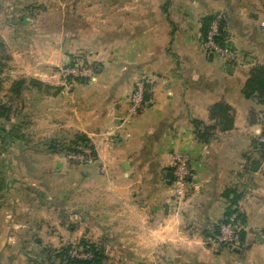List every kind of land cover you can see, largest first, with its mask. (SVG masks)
Returning <instances> with one entry per match:
<instances>
[{
	"label": "crops",
	"instance_id": "1",
	"mask_svg": "<svg viewBox=\"0 0 264 264\" xmlns=\"http://www.w3.org/2000/svg\"><path fill=\"white\" fill-rule=\"evenodd\" d=\"M6 1L13 3L0 0V6ZM14 1L19 7L34 2ZM38 2L61 25L58 38H66L65 49L76 51L87 47L80 40L103 36L118 59L91 80L69 87L63 82L53 100L61 103V114H42L53 127L88 136L97 160L67 167L72 179L67 184L43 182L30 171L28 159L17 161L20 170L8 195L9 201H18L16 213H21L19 202L30 198L32 183L46 191L47 202L67 195L72 215L83 211L85 229L108 225L127 232L125 241L135 246L166 241L194 246L200 232L204 236L224 218L230 202L223 192L232 187L242 194L238 207L246 216L244 245L250 252L264 250V240H258L260 234L264 237V158H258L264 149L255 143L264 137L263 124L249 121L251 110L263 111L264 105L243 93L251 68L264 64V33L251 0H103L101 7L92 8V1ZM84 4L87 9L81 11ZM103 6L107 15L94 20L102 27L97 33L75 40L73 32L65 31V23L79 16L83 20ZM214 14L223 17L227 40L236 51L232 64L203 48L202 20ZM141 74L153 83L152 105L128 118L129 97ZM220 101L235 109V128H217L211 141L203 142L193 119L213 124L210 107ZM176 152L189 156L192 169L190 189L181 200L165 176Z\"/></svg>",
	"mask_w": 264,
	"mask_h": 264
},
{
	"label": "rangeland",
	"instance_id": "2",
	"mask_svg": "<svg viewBox=\"0 0 264 264\" xmlns=\"http://www.w3.org/2000/svg\"><path fill=\"white\" fill-rule=\"evenodd\" d=\"M33 1L21 7L14 0L0 6V264H58L61 260L55 251L62 246H70L75 256H88L81 243L83 238L100 246L104 252L103 264H264V250L254 253L244 244L231 247L211 243L206 232L204 236L200 232V241L194 246L167 244V241L157 246H135L125 241L127 232L113 230L108 225L85 229L83 211L80 210L79 217L73 216L74 209L69 207L67 195L47 202L46 191L32 183L28 196L33 200L20 201L21 213H16L14 205L18 201H9L8 195L9 184L20 170L17 161L28 159L30 171L47 183L61 180L67 184L72 180L67 167L76 165L67 158L66 148L79 133L73 135L64 128L53 127L50 117L44 118L42 114H52L54 110V114H61L57 108L61 103L53 100L65 86L91 80L101 67L118 59L115 49L109 48L103 36L80 40L81 45L86 42L87 47L81 46L76 51L65 49L63 44L67 41L58 38L62 29L57 19L48 15L49 10L38 0ZM83 1H92L89 6L92 8L101 7L103 0ZM251 3L256 7L254 14L264 33V0H251ZM85 9L84 4L81 11ZM106 15L103 6L83 20L81 16L68 20L70 23H65L64 29L73 32L75 40L82 39V35L89 37L102 28L94 20ZM204 41L201 37L206 53L213 54L205 49ZM75 65L87 70L89 75L67 78L63 70ZM142 78L149 82L151 98L146 100L141 113L152 105L153 88L146 74L139 75L136 81ZM254 110L256 119L261 120V111ZM255 143H264V137L256 139ZM258 158H264L263 154ZM62 161L65 168L60 163L57 165ZM261 239L264 237L260 234L258 240ZM257 255L263 261L259 262Z\"/></svg>",
	"mask_w": 264,
	"mask_h": 264
},
{
	"label": "trees",
	"instance_id": "3",
	"mask_svg": "<svg viewBox=\"0 0 264 264\" xmlns=\"http://www.w3.org/2000/svg\"><path fill=\"white\" fill-rule=\"evenodd\" d=\"M213 18L214 16H208L202 20L201 37L203 40H205L209 25ZM220 31L221 36L216 40L224 44V41L227 40L224 20L222 21ZM149 89L150 85L147 84V91L145 94L146 100L151 98ZM243 93L247 98H254L258 101L259 104L264 105V64H257L251 68L250 75L243 87ZM261 113V120H257L254 115L256 114L255 110H251L250 114L252 115L249 116V121L251 124L261 122L263 124L264 135V110L261 111ZM210 120L213 121V124H207L200 119H193L195 131L198 138L206 143L210 142L213 138L215 129L219 128L220 131L225 132L235 128V109L225 101L217 102L210 107ZM261 145L264 149V143H262ZM84 148L92 149L93 152L95 151L88 136L79 133L77 135V139L74 140L72 145L66 148V152H75L79 149ZM166 171V178H168V182L171 184L173 182L172 168H166ZM223 195L229 200L230 204L226 210L224 218L218 224H216L212 230L206 231L205 235L207 239L210 236L217 235L219 233L220 223L226 222L228 218L233 214H236L237 220L240 224L243 225L246 221L245 214L238 207V203L242 198V194L237 192L236 189L229 187L223 192ZM245 237L246 232L244 228H242L240 230V239L242 244H244L245 242ZM81 243L83 246H85V250L89 254L88 256H75L70 252V246H62L55 251V255L61 260V262L58 264H103L104 252L100 249V246H98V244L94 242H88L84 238L81 240ZM51 264H57V262H52Z\"/></svg>",
	"mask_w": 264,
	"mask_h": 264
},
{
	"label": "built area",
	"instance_id": "4",
	"mask_svg": "<svg viewBox=\"0 0 264 264\" xmlns=\"http://www.w3.org/2000/svg\"><path fill=\"white\" fill-rule=\"evenodd\" d=\"M223 17L220 14L214 16L209 25L208 32L205 37V49L213 53H219L227 57L229 62L236 60L237 55L229 40H225L224 44L218 39L221 36L220 27ZM63 74L69 76H87L88 71L80 66H70L63 70ZM148 80L144 78L135 82L134 89L129 97L128 118L137 116L142 112L144 104H146L145 94L147 91ZM67 158L70 161L79 164H92L97 160L96 152L92 149H79L75 152L67 153ZM173 174V182L171 183L174 189V196L179 200L184 199L190 189L192 169L190 158L186 153L176 152L172 154L171 166ZM243 225L237 220L236 214L231 215L226 222H221L219 225V233L215 236H210L207 240L211 243H219L223 246H239L242 245L240 239V230Z\"/></svg>",
	"mask_w": 264,
	"mask_h": 264
}]
</instances>
